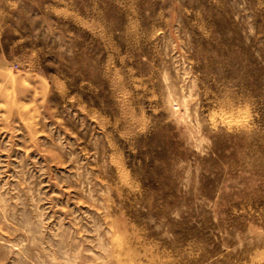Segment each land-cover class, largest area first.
<instances>
[{
    "label": "rangeland",
    "instance_id": "374dc122",
    "mask_svg": "<svg viewBox=\"0 0 264 264\" xmlns=\"http://www.w3.org/2000/svg\"><path fill=\"white\" fill-rule=\"evenodd\" d=\"M0 264H264V0H0Z\"/></svg>",
    "mask_w": 264,
    "mask_h": 264
}]
</instances>
